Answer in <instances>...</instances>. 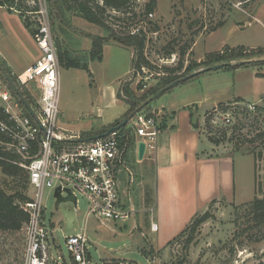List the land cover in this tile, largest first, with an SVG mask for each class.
Wrapping results in <instances>:
<instances>
[{
	"label": "rangeland",
	"instance_id": "1",
	"mask_svg": "<svg viewBox=\"0 0 264 264\" xmlns=\"http://www.w3.org/2000/svg\"><path fill=\"white\" fill-rule=\"evenodd\" d=\"M150 1L136 0L137 17L132 22L125 15L111 10L106 12L105 20L110 30L120 38L140 29L144 37L143 56L151 64V69H143L136 76L132 72L129 74L133 50L107 39L110 36L108 31L88 23L74 11L66 12L59 23L46 0H14V11L0 7V53L8 63L5 70L16 80L17 75L39 58L40 52L23 21L30 24L31 30H37L39 21L43 19L40 10H43V16L49 23L55 48L60 43L82 63L89 59L91 40L95 37L106 39L102 62L88 63L91 76L83 70L60 67L57 125L67 133H86L108 125L120 118L125 108L130 109L133 99L122 92L127 85L133 90L137 98L134 101L139 107L144 97L148 99L150 93L159 87L167 74L165 68H176L180 61L185 67L190 62L203 60L207 53L225 47L264 48V0H154L156 5L152 16L145 17L143 9ZM154 24L156 30L153 29ZM182 48L186 51L183 57L180 55ZM170 49L174 53L166 55ZM243 60L258 61V66L247 64L201 74L167 91L139 113L157 117L156 109L160 106H166L172 100L180 102L188 94L206 93L211 100L220 94L231 102L258 101L264 95V53H254L249 59L231 62ZM138 84L142 85L140 91L137 90ZM22 89L28 104L36 111L33 94ZM32 92L35 94L36 91L32 89ZM117 93L122 100L115 99ZM224 104L216 105L204 114L201 129L206 136L219 139L217 146L229 152L250 155L261 152L262 156L256 164V176L261 191L258 197H264V130L246 121L233 129L234 132L228 129L225 139L221 138L219 132L214 134L217 128L211 123L210 114L216 109L220 110ZM134 123L135 116L128 123L130 128L135 129ZM249 140H253V143ZM124 155L125 169L117 175V183L124 208L130 212L125 221L101 223L87 216L88 204L80 195H77V207L71 202H62L56 210L54 190L45 191L44 217L47 225L57 229L55 234L59 247H52L56 260L59 255L65 259L68 257L63 237L86 227L90 240L89 253L95 261L100 258L131 259L138 264H264V227H255L250 223L245 205L236 206L224 199L211 202L206 211L198 214V217L207 215L202 224L181 233L190 222L164 242L165 237H161L160 232L151 230L152 218L157 220V226L163 225V222L153 213L154 203L147 202L148 194L150 199H154L153 164L150 161L144 165L145 161H137L136 155L130 154V151H124ZM247 160L254 162L253 155L242 159L244 167ZM245 182L249 184L250 198L251 167L250 178L246 181L245 176ZM0 186L7 192L14 186L12 179L4 175L1 169ZM32 193L27 184V197ZM24 243L25 228L15 233L0 232V264H21Z\"/></svg>",
	"mask_w": 264,
	"mask_h": 264
},
{
	"label": "built area",
	"instance_id": "2",
	"mask_svg": "<svg viewBox=\"0 0 264 264\" xmlns=\"http://www.w3.org/2000/svg\"><path fill=\"white\" fill-rule=\"evenodd\" d=\"M39 14L43 19L33 35L39 58L15 80L21 88L33 94L36 111L26 102L33 116L19 98L12 95L10 86L0 73V161L23 168L33 192L21 204L28 214L21 264H138L131 259L99 258L95 261L89 253L86 227L63 237L68 255L66 259L63 255L57 256V260L53 256L52 247L58 245V240L57 229L47 225L44 217V193L47 189L60 187L62 196L66 195L64 190L69 189L76 198L75 207L77 195H80L88 204L87 216L101 223L125 221L130 212L124 208L117 183V175L125 169V155L116 133L89 143L67 146L62 142L66 136L57 125L60 65L49 23L43 16V10ZM137 31L139 29L131 34ZM210 115L211 123L217 128L214 134L221 130H226L227 134L228 129L232 132L246 121L264 130V97L253 103H226ZM134 124L136 138L145 145L144 156H153L160 134L158 117L138 113ZM3 153L17 154L20 160H13ZM157 228V224L152 222L151 230L156 231Z\"/></svg>",
	"mask_w": 264,
	"mask_h": 264
},
{
	"label": "crops",
	"instance_id": "3",
	"mask_svg": "<svg viewBox=\"0 0 264 264\" xmlns=\"http://www.w3.org/2000/svg\"><path fill=\"white\" fill-rule=\"evenodd\" d=\"M106 45L103 46V52ZM0 56L8 66L5 57L1 53ZM132 56L131 51V61ZM224 100L220 94L212 100L206 93L194 96L188 94L181 103L172 100L168 105L156 109L161 126L156 152L153 156H144L142 162L145 161L144 165L150 161L153 164V213L163 222L155 232L165 237L164 242L182 231L196 215L206 211L213 201L224 199L237 206L249 203L255 197L254 162L247 160L246 167L242 162V159L252 155L232 153L212 144L201 129L207 111L217 104L231 102ZM126 111L125 108L120 118L91 132H62L66 138L71 139L87 137L83 134L97 135L115 122L123 120ZM136 141L138 143L139 139L136 138ZM134 152L135 156L136 150ZM250 167L252 195L249 198V184H246L245 176L247 181L250 178ZM245 197L248 199L244 200ZM156 221L152 218V222L156 224ZM173 230L171 235H167Z\"/></svg>",
	"mask_w": 264,
	"mask_h": 264
},
{
	"label": "trees",
	"instance_id": "4",
	"mask_svg": "<svg viewBox=\"0 0 264 264\" xmlns=\"http://www.w3.org/2000/svg\"><path fill=\"white\" fill-rule=\"evenodd\" d=\"M46 1L48 2L50 8L52 7L53 12L55 13L54 19L57 20L59 23L63 21L66 12L74 11L88 23L97 25L108 31L110 33V36L108 35L107 39L115 41L122 47L133 50V56L131 61V72L133 73L134 76L140 74L143 69L152 68L151 64L143 56L144 37H142L143 33L140 32V29L135 34L127 35L123 38L122 37L120 38V36L115 35L106 25L105 14L108 10L115 11L119 14L125 15V18L127 20H130L131 22L134 21L137 17L135 14V9L138 6L136 0H46ZM13 4H14V0H0V7H4L8 9L10 12L14 11ZM155 5L156 4L154 0L150 1L148 4H145V7L143 9V16L146 17L147 15L151 14L155 8ZM35 11L36 10H34V12ZM19 16L22 19L21 13L19 14ZM23 24L25 28H27L28 31L33 36L36 30L35 31L31 30L30 24L26 20L23 21ZM152 26L154 30L157 29L155 24ZM106 41L107 40L102 37H95L91 40L89 59L86 63L80 62L75 56H72L68 50L64 49L60 43H57L56 56L60 67L62 69L83 70L88 75L91 76L88 63L101 62L103 55V46L106 44L105 43ZM185 52H186L185 48H182L180 50V55L183 57L185 55ZM173 53L174 50L172 49L166 51V55H171ZM254 53L261 55L264 53V48H258L254 50L245 47H237V48L225 47L220 51L207 53L203 60L199 62H195V61L190 62L185 67L183 62L180 61L178 62L176 68L173 69L165 68V71L167 73L166 76L162 78L159 87H157L154 91H152L149 96H152L159 89H161L166 84L172 82L173 80L180 78L186 74H189L193 71H196L200 68L222 62H231L237 59H249L250 57L254 56ZM257 62L258 61H251L243 65L250 64L252 66H258ZM0 63L2 64L4 69L5 68L7 69L2 59H0ZM239 66L242 65H233L231 67H226V68H236ZM257 75L260 76V74ZM12 80L15 83L18 90L20 91L22 97H24V99L28 103L26 95L22 93L23 89L16 83L15 79L12 78ZM141 89H142V85L138 84L137 90L140 91ZM11 92L14 96H16V94L13 91ZM25 92L28 93L27 90H25ZM122 92L126 97L133 99L131 100L132 103H130L131 105L130 109L129 110L127 109L126 114L124 115V117H126L135 109V107L138 106V103L134 101L136 97L134 96L133 90L128 85L122 89ZM116 98L122 100L120 94L118 93L116 95ZM146 99L147 98L144 97L142 101H146ZM223 104L224 103H220L217 105L221 106ZM121 121L122 120L115 122L112 126L119 124ZM159 127L161 129V126ZM107 129L108 128H105L99 133H103ZM134 131L135 129L130 128V126L127 124L125 127H123L122 129L116 132L115 136L117 137L119 146L126 153L130 151V154H135L134 151L136 148L137 141L135 138L136 136L134 134ZM132 133L134 134V136ZM220 133H221L220 134L221 138L225 139L226 130H221ZM83 135L87 137L90 136V134H83ZM208 140L216 146L219 145L220 143L219 139H214L212 137H208ZM249 141L253 143V140H249ZM239 143L240 142H238V145ZM63 144L67 146L70 145L67 143H63ZM3 155L8 156L9 158L16 161L20 160V157L17 154L3 153ZM252 155L254 158V168H255V197L251 202L244 205L248 210L247 215L250 217V223H253L252 225L260 228V227H264V197L261 198L258 197L261 191L259 189L260 184L258 183L256 176V164H257V160L261 158L262 154L261 152H258V154L255 155L252 154ZM0 169L4 175L12 179L14 185L10 192H7L3 186H0V232H12V233L19 232L25 227V225L28 222V214L21 207V204L25 203L29 199L26 195L28 175L23 168L11 163L0 161ZM147 197H148L147 198L148 203L150 202L154 203V199L153 200L150 199L149 194L147 195ZM206 218H207L206 214L202 217L200 216L198 217V215H196L191 221V223L188 225V227L181 233L187 231L188 228L191 229L192 227L199 226L206 220Z\"/></svg>",
	"mask_w": 264,
	"mask_h": 264
},
{
	"label": "water",
	"instance_id": "5",
	"mask_svg": "<svg viewBox=\"0 0 264 264\" xmlns=\"http://www.w3.org/2000/svg\"><path fill=\"white\" fill-rule=\"evenodd\" d=\"M249 62H251V61L243 60V61L236 62V63L222 62V63L213 64V65L198 69L196 71H193V72H191L189 74H186V75H184V76H182L180 78H177V79L173 80L172 82H170V83L166 84L165 86H163L155 94H153L146 101H144L139 107L134 109L129 115L124 117V119L119 124L108 128L105 132L97 134V135L89 136V137H84V138H74V139L63 138L62 142L68 143V144H82V143H89V142H93V141H98V140L104 139V138L108 137L109 135L114 134L117 131H119L120 129H122L123 127H125L132 120V118L136 114H138L144 107H146L147 105L151 104L153 101H155L161 95H163L167 91L171 90L172 88L178 86L179 84H182V83H184V82H186L188 80H191V79H193V78H195V77H197V76H199L201 74H204V73H207V72H210V71H216V70L223 69V68H226V67H231L233 65H243V64H246V63H249ZM0 73L3 76V78L6 80L8 85L10 86L11 90L19 98L20 102L23 104V106L25 107L27 112L31 116H33V112L31 111L30 107L28 106V104L26 103L24 98L22 97L21 93L19 92L18 88L16 87L15 83L13 82L12 78L5 71V69H4V67L2 66L1 63H0ZM144 151H145L144 143L143 142H138L136 156H137V160L139 162H141L143 160ZM64 192L66 193V195L62 196L60 187H57L54 190L55 209L56 210L58 209V205L60 203H62V202H71L74 205H76V198L72 194V192L69 189H65Z\"/></svg>",
	"mask_w": 264,
	"mask_h": 264
}]
</instances>
